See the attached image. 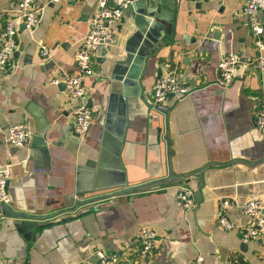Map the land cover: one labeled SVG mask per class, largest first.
I'll return each mask as SVG.
<instances>
[{
  "label": "crops",
  "instance_id": "1",
  "mask_svg": "<svg viewBox=\"0 0 264 264\" xmlns=\"http://www.w3.org/2000/svg\"><path fill=\"white\" fill-rule=\"evenodd\" d=\"M37 4L41 23L32 31L19 26L0 75V167L10 163L12 210L54 215L4 216L0 264H99L97 249L119 253V264H191L197 253L208 264H264V238L244 242L238 230L216 223L224 198L236 221L248 220L242 207L249 198L264 209V134L252 121L264 75L247 63L257 48L243 0H133L112 24L114 40L97 48L94 72L84 76L93 113L86 135L74 128L78 101L51 80L76 70L74 52L98 0ZM14 5L0 0V31ZM40 43L50 48L45 58ZM229 50L241 60L222 87L217 62ZM171 70L189 94L153 103L154 80ZM17 122L32 131L19 147L5 137ZM169 173L186 177L101 197ZM184 185L194 199L200 195L187 210L176 197ZM90 197L98 199L68 210ZM142 226L157 232L146 255L138 251Z\"/></svg>",
  "mask_w": 264,
  "mask_h": 264
},
{
  "label": "built area",
  "instance_id": "2",
  "mask_svg": "<svg viewBox=\"0 0 264 264\" xmlns=\"http://www.w3.org/2000/svg\"><path fill=\"white\" fill-rule=\"evenodd\" d=\"M152 2L153 0H146ZM133 0H98L97 7L89 17L86 33L74 52L76 70H61L60 77L51 80L56 84L62 81L65 91L70 98L78 103L72 109L73 123L76 132L86 135L93 118L91 105L86 101L85 96L88 88L84 84V76L92 74L93 58L99 45H109L115 38L112 24L118 22L125 9ZM43 6L37 4V0H15L10 15L4 20L0 31V75L7 69L10 56L16 49V34L19 26L32 31L41 23ZM243 11L247 16L251 29L254 46L257 54L247 63L259 76L264 75V23L260 12L264 14V0H243ZM39 53L47 57L50 48L45 43L39 44ZM241 60V54L235 50L224 52L217 62V82L222 87H227L234 79V72ZM153 103H162L170 97L182 98L189 94L190 86L181 80L174 70L159 75L152 84ZM252 121L254 126L264 134V80L258 88L255 96V103L252 110ZM32 134L29 126L24 122L13 123L6 130V139L14 146L24 145ZM10 163L0 167V202L10 203L8 181L10 177ZM182 208L190 209L195 202L194 190L189 186H181L176 193ZM231 206L229 199L219 201L216 215V223L219 227L240 232L242 241L247 242L255 238H264V209L256 197L249 198L242 207L243 213L248 217L246 222H240L230 218L228 210ZM4 215L0 212V227ZM157 232L154 228L142 226L138 232V251L146 255L155 245ZM95 254L99 264H119L120 254L117 252H105L97 249ZM80 264H89L81 262ZM191 264H208L201 253H197Z\"/></svg>",
  "mask_w": 264,
  "mask_h": 264
},
{
  "label": "water",
  "instance_id": "3",
  "mask_svg": "<svg viewBox=\"0 0 264 264\" xmlns=\"http://www.w3.org/2000/svg\"><path fill=\"white\" fill-rule=\"evenodd\" d=\"M21 27H24V24L20 25ZM162 110H166L165 106L160 105L159 106ZM190 175V174H189ZM186 177V176H176L175 174L169 173L168 175H166L164 178H160V179H156V180H151L148 182H144L141 184H136V185H132V186H125L122 187L118 190H115L113 192H110V194H108L107 196H101V197H110L111 195H119L122 193H130L133 191H139V190H143V189H148V188H152V187H156V185L158 186L160 183L162 182H177L178 184L181 183V180ZM200 195H199V191L196 192L195 194V199H199ZM97 197L94 198H88L87 200H79L76 201L75 204L71 207L68 208V210H73L75 209L78 205L82 204V201H86V202H91V201H95L97 200ZM0 212L4 215V216H12V217H29V218H39V219H45L47 217H51L54 215V213H47V214H31L28 212H23L20 210H12V208L9 206L8 203H4V202H0Z\"/></svg>",
  "mask_w": 264,
  "mask_h": 264
}]
</instances>
